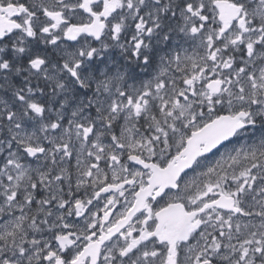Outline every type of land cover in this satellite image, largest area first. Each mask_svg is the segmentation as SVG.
<instances>
[{
	"label": "snow or ice",
	"instance_id": "snow-or-ice-1",
	"mask_svg": "<svg viewBox=\"0 0 264 264\" xmlns=\"http://www.w3.org/2000/svg\"><path fill=\"white\" fill-rule=\"evenodd\" d=\"M0 264H264V0H0Z\"/></svg>",
	"mask_w": 264,
	"mask_h": 264
}]
</instances>
